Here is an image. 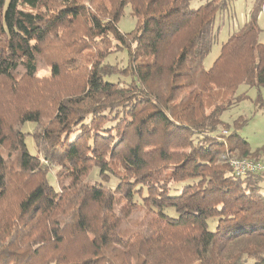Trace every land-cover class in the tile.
Segmentation results:
<instances>
[{"label":"trees","instance_id":"obj_1","mask_svg":"<svg viewBox=\"0 0 264 264\" xmlns=\"http://www.w3.org/2000/svg\"><path fill=\"white\" fill-rule=\"evenodd\" d=\"M230 2L0 0V264H264V173L228 162L264 147L222 117L264 108V0L204 67Z\"/></svg>","mask_w":264,"mask_h":264},{"label":"rangeland","instance_id":"obj_2","mask_svg":"<svg viewBox=\"0 0 264 264\" xmlns=\"http://www.w3.org/2000/svg\"><path fill=\"white\" fill-rule=\"evenodd\" d=\"M256 0H231L229 9L225 12L223 16H219L216 24H215V31H217V41H214V45L212 46V50L209 53V55L206 57L204 61V67L206 69L211 68L213 66L215 60L218 58L221 47L223 43H225L229 36L242 24L247 22L249 20V14L254 10V5ZM192 7H197L196 1H194L192 4ZM259 27L262 29V33L260 35V41L264 43V12L259 17L258 20ZM137 27V22L135 18H133L130 14V8H127L125 10L124 16L121 18L119 22V29L122 33H128L133 31ZM127 55L126 53H120L118 55L111 56L107 58V62L110 64H116L123 66L126 63ZM50 69L49 68H43L39 71V78L44 79L47 76H49ZM66 79V78H64ZM64 82H44L40 80V83L38 82H31L34 84V87L36 89H42L45 92H48V94L51 97H54L53 95L57 94H64L65 91H70V88H67L69 83ZM31 91L32 89H28ZM247 92L249 95V99L243 101L239 105H236L231 110L226 112L222 117L223 121L232 124L236 119H238L240 116H244L243 119H248V124L246 127L243 128V130L240 131V135L246 139L250 143V147L252 151H255L256 149L260 147H264V108L257 109L256 107V99H257V90L256 88H250L248 86H242L239 89V93ZM264 94V89H262ZM46 96V95H45ZM5 95L1 99V103L4 101ZM44 108V107H43ZM46 109V108H44ZM30 125V124H27ZM10 128L8 129L7 134L11 135L12 130H14V124L9 122ZM27 127V126H26ZM31 128V125H30ZM26 129V128H25ZM24 129V131H25ZM32 136L28 135L26 137V144L28 147V150L31 154L36 153V148L34 145V140L31 138ZM5 155L8 154L9 148L5 147V150L2 151ZM237 157L239 155L238 153H234L233 157ZM227 156H224L223 158H226ZM230 157V155H229ZM228 157V158H229ZM11 169L13 171L16 170L18 173V168L16 164H13L11 166ZM49 182L53 187H57L56 182V175L54 172H50L48 174ZM183 184H177L174 185V189H178ZM170 212L174 213L173 210H170Z\"/></svg>","mask_w":264,"mask_h":264},{"label":"built area","instance_id":"obj_3","mask_svg":"<svg viewBox=\"0 0 264 264\" xmlns=\"http://www.w3.org/2000/svg\"><path fill=\"white\" fill-rule=\"evenodd\" d=\"M228 162L237 176H245L249 173H264V163L262 162H256L252 159H239L235 156L230 157Z\"/></svg>","mask_w":264,"mask_h":264}]
</instances>
